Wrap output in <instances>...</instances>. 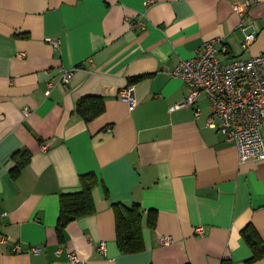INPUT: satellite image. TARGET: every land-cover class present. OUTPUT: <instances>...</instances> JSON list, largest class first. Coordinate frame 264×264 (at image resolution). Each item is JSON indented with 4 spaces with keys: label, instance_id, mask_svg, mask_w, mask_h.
I'll return each instance as SVG.
<instances>
[{
    "label": "crops",
    "instance_id": "1",
    "mask_svg": "<svg viewBox=\"0 0 264 264\" xmlns=\"http://www.w3.org/2000/svg\"><path fill=\"white\" fill-rule=\"evenodd\" d=\"M244 1L0 0V264H264L243 235L252 227L264 245V160L241 163L209 126L206 94L178 109L191 89L172 75L214 38L224 64L264 54V0L241 17ZM133 82L131 111L121 93ZM86 97L105 101L90 122L77 113ZM89 173L96 213L61 240V196ZM136 203L145 249L124 254L114 205Z\"/></svg>",
    "mask_w": 264,
    "mask_h": 264
},
{
    "label": "built area",
    "instance_id": "2",
    "mask_svg": "<svg viewBox=\"0 0 264 264\" xmlns=\"http://www.w3.org/2000/svg\"><path fill=\"white\" fill-rule=\"evenodd\" d=\"M261 1L245 0L244 3L234 7L235 12L242 17L247 10ZM141 27L146 28L143 22H141ZM255 40V33H248L243 48L247 50ZM50 42L58 44L56 41L51 40ZM222 44L221 38L206 41L195 57L183 60L176 67L172 74L173 77L182 79L191 89L186 100L177 105V108L196 105L199 97L206 94L213 111L209 126L219 130L228 143L236 145L241 163L263 161L264 54L224 64L219 56ZM73 76V71L65 72L62 78L63 83L69 85ZM47 95H50V91ZM121 99L129 105L131 111L137 107L134 85L123 90ZM25 113L29 114L28 111ZM200 114L201 110L198 109L197 116ZM197 233L203 234L204 228L199 227ZM7 242V237L0 234V243L6 244ZM161 242L164 245H171L173 239L163 237ZM100 249L105 252L106 243H102ZM21 251L20 246L13 249L14 253ZM32 252L39 255L41 249H33ZM70 260L71 264H84L75 254L70 256Z\"/></svg>",
    "mask_w": 264,
    "mask_h": 264
},
{
    "label": "trees",
    "instance_id": "3",
    "mask_svg": "<svg viewBox=\"0 0 264 264\" xmlns=\"http://www.w3.org/2000/svg\"><path fill=\"white\" fill-rule=\"evenodd\" d=\"M134 85V82L132 83ZM105 112V101L101 97L83 98L77 105V113L90 122ZM27 154V153H26ZM28 160L20 163L13 171V176L18 178L22 168L29 162ZM82 191L75 194L61 196V212L58 221V234L61 240L64 231L69 224L81 218L92 216L96 213L93 192L99 184V179L95 173H89L81 177ZM116 214L117 242L119 249L124 254H136L145 249L143 229L145 224L142 207L140 204L131 206L116 204L114 205ZM149 227H154L156 221L154 214L151 213L147 220ZM243 235L254 252L253 259L258 260L264 257V245L255 229L247 228Z\"/></svg>",
    "mask_w": 264,
    "mask_h": 264
}]
</instances>
